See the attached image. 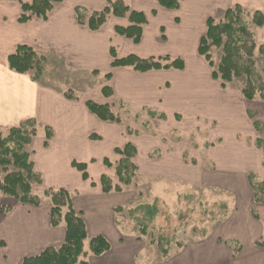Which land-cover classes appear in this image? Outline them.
<instances>
[{"label":"crops","instance_id":"1","mask_svg":"<svg viewBox=\"0 0 264 264\" xmlns=\"http://www.w3.org/2000/svg\"><path fill=\"white\" fill-rule=\"evenodd\" d=\"M30 1L0 0V129L36 122V136L25 149L41 177L34 192L42 203L20 204L0 194V264H20L63 243L65 227L50 225V204L42 197L45 190L59 189L72 194L71 206L88 239L100 236L109 244V251L96 257L86 240L81 259L88 264H264V186L257 197L250 180L264 183V104L246 101L233 84L222 86L198 54L208 18L231 5L264 15V0H180L177 10L158 0H120L146 17L139 44L115 32L129 26L127 16H109L96 31L76 22L77 7L100 11L108 0H63L47 20L19 23L21 3ZM255 36L264 41V23ZM20 45L42 54L47 66L58 62L63 80L53 84L45 77L39 83L31 73L11 71L7 58ZM111 50L117 58H178L184 68L144 73L112 68ZM75 73L104 80L90 93L67 99V79ZM87 102L107 105L119 121H101ZM45 128L51 131L48 139ZM127 144L136 152L133 184L104 194L100 178L116 181L114 167L104 160L118 161L115 150ZM72 163L85 165L87 180ZM183 200H210L231 211L209 233L175 252L161 251L168 256L160 261L148 259L139 213L148 207L151 224L160 206L179 208ZM218 200L228 202L221 206ZM3 206L10 210L1 214Z\"/></svg>","mask_w":264,"mask_h":264},{"label":"trees","instance_id":"2","mask_svg":"<svg viewBox=\"0 0 264 264\" xmlns=\"http://www.w3.org/2000/svg\"><path fill=\"white\" fill-rule=\"evenodd\" d=\"M63 0H31L21 3L19 23H26L32 19L47 20L49 13L55 4ZM180 0H158L161 7L171 10L179 8ZM76 22L79 25L96 31L103 26L109 16L117 18L128 17L129 26L116 27L115 32L122 37L139 44L142 36V27L146 24V17L142 12L130 11L120 0L107 1V6L100 11L89 12L81 7L75 10ZM264 23V15L259 11H248L239 5L229 7L219 20L208 18L205 34L200 38L198 54L212 69V77L221 82L222 86L234 82L240 83V92L243 98L249 102H261L264 104V68L257 66L256 53L264 57V45H258L254 38V29ZM213 50L219 51L220 56L214 62ZM113 61L111 67L130 68L135 72H148L162 69L184 68V62L178 58L149 57L139 58L128 55L117 58L111 50ZM8 68L18 74L31 73L35 82L42 83L47 66L46 58L25 45L17 46L15 52L7 58ZM106 80L110 74L104 76ZM105 96L110 95V88L104 87ZM67 99L76 98L69 92L65 94ZM89 112L105 122L119 121L107 105H99L87 102ZM37 124L33 120H27L8 130V135L3 137L0 129V168L7 171L12 167L15 171L6 173L0 181V194L9 197L20 204L39 206L42 203L41 196L34 192V187L41 185V177L35 171L26 147L36 136ZM45 137H51V131L45 128ZM135 148L127 144L122 149H116L115 154L120 159L114 163L104 160L107 167H114L116 182L102 176L100 178L101 190L104 194L111 192L120 193L131 187L136 175V167L133 159ZM72 166L82 173L83 180L88 176L84 164L72 163ZM255 193L264 186L250 178ZM42 197L47 198L50 204L49 223L52 227L61 224L65 227L63 243L57 248H46L36 256L23 258L20 264H88L81 258L84 255V242L88 240L89 252L99 257L109 251V244L103 237L88 239L85 223L81 215L75 212L71 206L69 192L59 190H45ZM10 210V207H1V214ZM144 235L145 228H142ZM168 252H163L167 257Z\"/></svg>","mask_w":264,"mask_h":264},{"label":"rangeland","instance_id":"3","mask_svg":"<svg viewBox=\"0 0 264 264\" xmlns=\"http://www.w3.org/2000/svg\"><path fill=\"white\" fill-rule=\"evenodd\" d=\"M241 7L248 11H254L249 7ZM223 14V12L218 13L216 18L214 17L213 19L219 20L220 18H222ZM255 32L256 29H254V38L256 43L258 45H264V41L261 40L260 36H258L257 39V37L255 36ZM212 57L214 62H217L219 59V52L217 53L216 51H214L212 53ZM255 57L257 60L258 68L262 70L264 68V57L262 55H259L258 52L256 53ZM49 63L52 64L51 71H48ZM48 66L43 78L46 77L48 80L53 82V84L62 81L64 78V70L59 66V63L49 61ZM90 77L91 76L87 74H70L69 78L67 79L69 83L71 82L69 84V88L71 89L69 90V93L73 96H77L79 94H88L91 92V89L96 87L95 85L99 83L101 79L102 81L104 80L103 77L101 78V76L98 78ZM231 84L240 87V83L234 82ZM129 124L131 126L133 125L131 120H129ZM9 129H1V134L3 137L8 135ZM200 141H202L201 138ZM195 142H198L196 138ZM13 171L15 170L12 167H9L7 171H3V169L0 168V181L3 179L6 173ZM70 195L72 196V194ZM183 202H185L184 206H180L179 208L175 209H168L160 206V208H158V210L160 209L158 219L151 224L147 223V218L150 215V209L148 207H144L139 213V217H142L141 225H143L145 228L144 236H147L146 238H143V241L147 243V247L149 248V253L147 254L148 259L154 260L155 262L160 261L164 258L161 251L168 250L169 252H175L176 246L178 247L181 244L196 240L202 233H209L214 223L218 219H223V215L231 211V208L228 211L227 207L211 206L212 201L210 200H183ZM217 202H220V205L222 206L223 203L227 204L228 200H218ZM149 242H151V245L149 244ZM84 247H87V245L84 244Z\"/></svg>","mask_w":264,"mask_h":264}]
</instances>
